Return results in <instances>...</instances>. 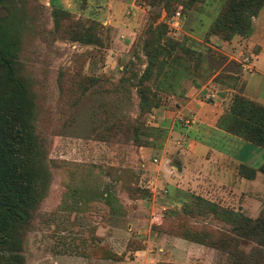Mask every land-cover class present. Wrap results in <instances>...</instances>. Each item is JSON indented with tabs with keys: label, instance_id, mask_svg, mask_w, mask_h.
Listing matches in <instances>:
<instances>
[{
	"label": "rangeland",
	"instance_id": "374dc122",
	"mask_svg": "<svg viewBox=\"0 0 264 264\" xmlns=\"http://www.w3.org/2000/svg\"><path fill=\"white\" fill-rule=\"evenodd\" d=\"M2 1L18 38V72L31 93L35 130L42 140L36 157L40 202L23 237L20 264H231L224 253L185 247L161 235L167 212L182 208L190 193H182L180 204L168 202L181 192L171 194L153 160L161 157L165 137L152 132L154 144L151 135H142L145 145L107 137L115 120L132 122L139 113L136 80L146 63L141 44L149 24L165 23L166 36L190 46L192 51L177 64L178 78L191 74L200 80L221 67L223 55L209 40L215 34L207 31L220 1L194 3L185 13L144 0ZM55 7L67 10L69 20L99 22V41L52 33ZM175 12L178 24L172 21ZM234 62L224 63L222 70ZM156 72L147 81L151 88L168 76ZM171 94L161 92V105ZM150 114L144 115L145 126ZM242 211L251 217L259 212ZM156 222L162 223L158 227ZM210 222L226 228L224 222ZM253 244L241 239L239 247L247 251ZM9 256L0 248L1 259Z\"/></svg>",
	"mask_w": 264,
	"mask_h": 264
},
{
	"label": "trees",
	"instance_id": "16d2710c",
	"mask_svg": "<svg viewBox=\"0 0 264 264\" xmlns=\"http://www.w3.org/2000/svg\"><path fill=\"white\" fill-rule=\"evenodd\" d=\"M144 1L147 5L161 3L167 12L177 6L185 13L194 7V3L205 0ZM219 1L216 14L208 25V34H215L227 41L234 36H248L252 31V17L258 14L264 0ZM2 2L0 0V248L10 251V256L9 259L0 258V264H20L22 255L19 251L23 237L40 202V192L36 186V157L41 153L42 140L35 130L31 93L18 72V38L9 16L2 12V8H5ZM69 16L67 10L55 7L52 33L83 42L99 41V22L89 20L84 24L81 21L69 20ZM166 27L161 21L146 27L141 44L146 63L136 80L140 100L139 113L132 122L121 119L110 124L108 139H131L139 145H145L146 139L141 136L149 134L152 143L156 144L157 137L152 135V132L164 138L166 130L150 124L145 126L144 115L161 105V92L176 93V88H180L185 78L195 86H199L208 78L207 76L197 80V77L191 74H187L183 79L178 78L177 64L184 61V55L192 50L184 41L179 42L166 36ZM190 39L191 43L196 42L195 39ZM166 54L171 55L169 62L166 60ZM166 63L168 65L163 70ZM154 70L157 71L155 76L161 72L168 76L163 85L158 83L151 88L147 81ZM237 78L236 74L223 70L212 76L214 82L231 87L235 86ZM90 79L93 81L95 78L87 80ZM215 123L225 131L264 148V104L235 91L230 95L226 107L217 116ZM258 169L264 173V161ZM239 172L246 177H252L255 168L241 165ZM132 191L127 189L128 193ZM186 196L182 208L171 210L170 214L167 212L166 217L168 216L169 220L161 234L168 233L212 247L220 254H226L231 259V264L264 262V196L262 207L254 217L200 194L190 192L186 193ZM210 219L224 222L226 228L213 226ZM156 223L159 227L162 222ZM241 239L254 244L245 251L239 247ZM157 264L183 263L160 260Z\"/></svg>",
	"mask_w": 264,
	"mask_h": 264
},
{
	"label": "crops",
	"instance_id": "0c3cea01",
	"mask_svg": "<svg viewBox=\"0 0 264 264\" xmlns=\"http://www.w3.org/2000/svg\"><path fill=\"white\" fill-rule=\"evenodd\" d=\"M209 40L222 53L224 65L235 60L234 67L231 65L225 71L238 78L234 87L212 81V76L224 69L222 64L199 86L188 79L182 80L178 93L169 95L162 105L152 109L149 123L166 130L161 157L155 161L162 171L159 178L166 187L169 185L171 194L181 192L177 197L168 198L174 204H180L182 193L188 191L237 210H260L264 173L258 167L264 161V148L225 131L215 122L235 91L264 104V4L252 17V31L248 36L227 41L211 35ZM209 89L215 92L212 98L205 97ZM241 165L255 168L254 175L241 174ZM161 235L172 237L171 241L185 247H205L168 233ZM206 247L209 253L216 250Z\"/></svg>",
	"mask_w": 264,
	"mask_h": 264
},
{
	"label": "built area",
	"instance_id": "2783aa9c",
	"mask_svg": "<svg viewBox=\"0 0 264 264\" xmlns=\"http://www.w3.org/2000/svg\"><path fill=\"white\" fill-rule=\"evenodd\" d=\"M178 15H179V12H175V15L173 16V20H172L173 22H176L177 24H178V22H177V20H178ZM177 24H176V25H177ZM248 68H249V67H248ZM205 96H206V98H212V97H214V96H215V92H214V90H212V89L207 90ZM153 160H154V161H157L156 158H153Z\"/></svg>",
	"mask_w": 264,
	"mask_h": 264
},
{
	"label": "water",
	"instance_id": "95a60500",
	"mask_svg": "<svg viewBox=\"0 0 264 264\" xmlns=\"http://www.w3.org/2000/svg\"><path fill=\"white\" fill-rule=\"evenodd\" d=\"M263 245H264V243H263Z\"/></svg>",
	"mask_w": 264,
	"mask_h": 264
}]
</instances>
